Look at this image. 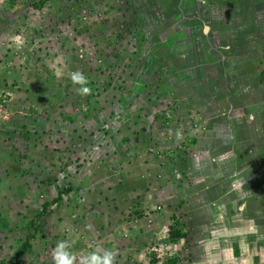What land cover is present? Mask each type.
I'll list each match as a JSON object with an SVG mask.
<instances>
[{
	"label": "rangeland",
	"instance_id": "374dc122",
	"mask_svg": "<svg viewBox=\"0 0 264 264\" xmlns=\"http://www.w3.org/2000/svg\"><path fill=\"white\" fill-rule=\"evenodd\" d=\"M207 196L264 252V0H0V264H194Z\"/></svg>",
	"mask_w": 264,
	"mask_h": 264
},
{
	"label": "crops",
	"instance_id": "0c3cea01",
	"mask_svg": "<svg viewBox=\"0 0 264 264\" xmlns=\"http://www.w3.org/2000/svg\"><path fill=\"white\" fill-rule=\"evenodd\" d=\"M149 134H151V131ZM209 139H211V142H209L210 144L214 143L216 140L215 134H212ZM209 152H211V155H209L207 159L205 158L207 161H210L211 158L216 156L214 155L213 151ZM202 167L205 166L195 163L191 173H201L199 168ZM226 169L230 170L227 164L220 163V167L218 169L215 171L211 169L210 172H216L223 175L224 170V173L235 175L238 174L237 170L227 171ZM186 171L189 173L188 170ZM204 179L207 180V177H198V183L199 180H201V186L198 189L203 196H206L209 193V190L213 188V185L208 184L211 183L209 181L204 184ZM208 198L209 197L207 196L203 203H200L196 206L200 207L201 209L197 221L198 230H196V233H189V238L191 239L193 247V263L198 264L201 262H206V264H262L264 261L260 259L263 258L260 253L264 252H259L257 248L252 249L245 246V236L247 237L250 235L251 233L248 232L251 231L241 226H235L234 223L229 222V220L226 218L230 215V212L226 211V217L222 214L225 211V205L219 204L212 200V203L210 202L211 204L208 205L206 202V199Z\"/></svg>",
	"mask_w": 264,
	"mask_h": 264
},
{
	"label": "clouds",
	"instance_id": "9594fccd",
	"mask_svg": "<svg viewBox=\"0 0 264 264\" xmlns=\"http://www.w3.org/2000/svg\"><path fill=\"white\" fill-rule=\"evenodd\" d=\"M74 84L79 85L78 92L82 95L90 93V88L88 85V79L80 72H75L71 77ZM184 239V238H183ZM66 243L60 241L55 249L52 251V256L54 258L55 264H71L70 253L66 251ZM98 252L92 253L86 260V264H113L115 254L112 252H104L103 257H101Z\"/></svg>",
	"mask_w": 264,
	"mask_h": 264
},
{
	"label": "trees",
	"instance_id": "16d2710c",
	"mask_svg": "<svg viewBox=\"0 0 264 264\" xmlns=\"http://www.w3.org/2000/svg\"><path fill=\"white\" fill-rule=\"evenodd\" d=\"M69 193H70V189L60 191L59 197L54 199V201L52 203H47L44 206V211L38 217L39 218L44 217L47 214V212L49 211L51 206L61 203L64 195L67 196ZM34 224H35V222H33V226H34ZM170 237L172 240H179V239L186 238L187 236H186V234L182 233L179 230L178 231L172 230L170 232ZM32 239H33V236L27 237L26 242L22 245V247L18 250V252L16 254V260L10 264H22L23 256L32 248V244L30 243Z\"/></svg>",
	"mask_w": 264,
	"mask_h": 264
}]
</instances>
